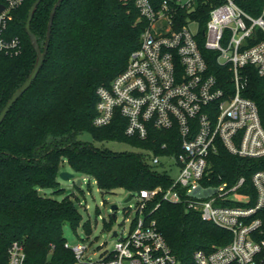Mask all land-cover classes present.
Listing matches in <instances>:
<instances>
[{"label": "trees", "instance_id": "16d2710c", "mask_svg": "<svg viewBox=\"0 0 264 264\" xmlns=\"http://www.w3.org/2000/svg\"><path fill=\"white\" fill-rule=\"evenodd\" d=\"M56 1L42 0L31 21L42 47ZM235 1L253 16L263 14L264 0ZM33 2L25 0L15 9L9 24V32L21 37V51L0 52V111L36 62V50L25 30ZM62 2L54 15L44 63L0 126V264H8V249L14 240L25 245V264H73L74 252L65 246L64 231L66 225L73 229L79 225L78 206L69 196L58 199L41 192L51 188L63 193L58 177L65 161L75 171L94 177L98 187L106 191L123 187L133 194L142 188L168 187L173 181L170 173L152 163L149 150L161 155L174 152L180 147L176 135L153 131L146 140L129 137L121 115L106 126L93 124L98 87L110 85L140 45L146 21L136 4L133 0ZM210 9L205 3L194 13L200 20L201 34ZM263 38V30L257 27L251 42ZM202 49L208 72L227 86L231 76L228 68L216 61L214 51L203 45ZM245 73L249 77L244 94L256 101L264 126V77L253 65H247ZM85 131L100 141L126 140L136 149L98 146L80 137ZM166 141L167 148H162ZM211 163L214 181L218 173L230 183L243 175L254 195L252 174L264 170V156L235 155L220 144ZM144 213L156 219L181 264H190L196 249L210 250L232 237L230 231L204 220L184 203L162 200L160 195L148 203Z\"/></svg>", "mask_w": 264, "mask_h": 264}, {"label": "built area", "instance_id": "2783aa9c", "mask_svg": "<svg viewBox=\"0 0 264 264\" xmlns=\"http://www.w3.org/2000/svg\"><path fill=\"white\" fill-rule=\"evenodd\" d=\"M133 1L146 21L140 45L110 85L98 87L93 124L106 126L121 115L129 137L146 140L153 131H170L180 147L164 155L149 150L151 161L161 165L169 160L180 170L177 177L172 176L170 186L138 192L137 215L127 231L115 229L112 250L92 258L87 244L71 245L66 240L65 246L74 252L73 264H181L156 219L144 213L158 195L162 200L184 203L232 235L210 250L196 249L190 264H264V170L252 174L253 195L245 176L230 183L218 173L214 181L211 168L220 144L235 155L264 156L259 108L244 94L247 65L255 66L264 77V38L251 42L257 27L264 32V11L253 16L235 0ZM24 2L0 0V52L21 51V37L9 32V24L13 11ZM205 3L211 9L201 34L194 13ZM202 45L228 68L227 86L208 72ZM167 145L166 141L161 147ZM244 188L247 192H242ZM8 252V264L26 263L22 241L14 240Z\"/></svg>", "mask_w": 264, "mask_h": 264}, {"label": "rangeland", "instance_id": "374dc122", "mask_svg": "<svg viewBox=\"0 0 264 264\" xmlns=\"http://www.w3.org/2000/svg\"><path fill=\"white\" fill-rule=\"evenodd\" d=\"M83 140L92 141L96 145L106 146L112 150H135L134 145H131L126 140L105 139L96 140L90 132H84L80 135ZM166 160V159H165ZM162 170H167L173 177L179 174V165L168 161L159 166ZM61 171L72 173L73 176L68 179H63L60 174L58 180L63 193L56 192L55 189H41V192L62 199L65 196L75 200L78 209L81 213V221L76 229L65 226L64 235L67 241L74 245L79 241L88 245V256L96 258L105 250L114 248L116 239L112 231H127L136 212V197L137 192H133V197L130 200L126 198L132 193L123 187H118L113 191L102 190L98 187L96 179L92 176H87L75 171L70 164L65 161L61 165ZM78 179H82L81 184H77ZM116 204L114 210L115 216L112 215L113 210L111 205Z\"/></svg>", "mask_w": 264, "mask_h": 264}, {"label": "water", "instance_id": "95a60500", "mask_svg": "<svg viewBox=\"0 0 264 264\" xmlns=\"http://www.w3.org/2000/svg\"><path fill=\"white\" fill-rule=\"evenodd\" d=\"M42 0H35V2L32 3L30 10L28 12V19L26 20V24H25V30L26 33L29 36L31 43L34 47V50H36L37 53V58H36V62L33 66V70L30 71L29 75L27 76V78L24 80V82L17 87V89L12 93L11 97L8 99V101L6 102V104L3 106L2 110L0 111V126L4 120V118L6 117L7 113L9 112V110L11 109L12 105L14 104V102L21 96V94L28 89V87H30V85L32 84V82L34 81V79L37 77L40 68L42 67L43 63H44V59L48 50V46H49V42H50V36H51V31H52V25H53V19H54V15L55 12L57 11L58 7L61 5V3H63V0H57L50 12V17H49V22H48V28H47V34H46V40H45V44L42 47L39 43L38 37L37 35L33 32V30L31 29V21L33 19V16L35 14V11L39 5V3ZM1 8H3V5L1 6ZM60 176L63 179H68L70 177L73 176L72 173H69L67 171H61ZM82 179H78L77 184H81ZM133 197V194L130 193V195L126 198V200H130ZM117 208L116 204H112L111 205V209L113 210L112 215L115 216V212L114 210ZM117 235V230H113V236Z\"/></svg>", "mask_w": 264, "mask_h": 264}]
</instances>
